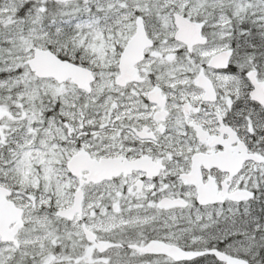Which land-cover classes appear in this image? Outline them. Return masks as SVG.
Wrapping results in <instances>:
<instances>
[{
  "label": "snow or ice",
  "instance_id": "6c2138e0",
  "mask_svg": "<svg viewBox=\"0 0 264 264\" xmlns=\"http://www.w3.org/2000/svg\"><path fill=\"white\" fill-rule=\"evenodd\" d=\"M0 264H264V0H0Z\"/></svg>",
  "mask_w": 264,
  "mask_h": 264
}]
</instances>
